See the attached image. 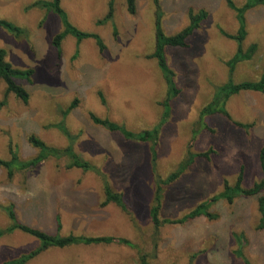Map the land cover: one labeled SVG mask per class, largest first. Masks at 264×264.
Instances as JSON below:
<instances>
[{
    "label": "rangeland",
    "instance_id": "1",
    "mask_svg": "<svg viewBox=\"0 0 264 264\" xmlns=\"http://www.w3.org/2000/svg\"><path fill=\"white\" fill-rule=\"evenodd\" d=\"M38 1L0 0V20L23 29L16 38L0 27V48L14 68L32 69V83L18 81L29 94L27 104L14 94L0 110V159L9 161L11 151L28 161L39 154L29 143L35 136L46 145L74 151L89 162L90 171L68 170L67 158H49L30 172L8 178L0 167V232L17 221L51 235L116 237L135 248L117 244L71 245L50 248L26 264H244L236 255L235 235H244L243 252L252 264H264V230H258V197H241L232 204L219 201L211 211L216 220L200 217L182 225L163 221L184 217L199 204L235 184L244 168L243 186L251 188L264 178L260 153L264 148V93L241 92L229 98L223 115L207 117L202 109L215 89L230 79L227 62L237 45L225 34L238 30L228 0H159L162 26L168 36L189 25V12L204 10L207 18L188 39L187 48H168L166 57L176 74L180 95L170 102L164 124L167 86L156 60L155 6L152 0H136L135 15L126 0H114L113 22L97 25L108 13L110 0H62L69 21L82 32L98 35L78 42L67 36L61 56L53 39L64 31L53 13L32 7ZM242 6L246 0H231ZM244 49L258 46L251 61L236 66L235 84L258 81L264 70V6L246 15ZM116 28V31L114 30ZM6 85L0 82V102ZM78 100L77 107L66 113ZM104 100V103H103ZM90 114L107 119L135 134L160 126L153 160L151 142L128 141L95 125ZM235 123L248 125L240 128ZM63 128L68 136L61 131ZM174 183L163 186L162 226L155 231L150 218L157 179L165 180L189 154H204ZM124 196L131 214L115 204L102 206V179ZM100 179V180H98ZM264 195V192L261 194ZM60 216L59 231L56 217ZM41 242L20 230L0 237V264L30 256Z\"/></svg>",
    "mask_w": 264,
    "mask_h": 264
},
{
    "label": "trees",
    "instance_id": "2",
    "mask_svg": "<svg viewBox=\"0 0 264 264\" xmlns=\"http://www.w3.org/2000/svg\"><path fill=\"white\" fill-rule=\"evenodd\" d=\"M155 6V32H156V45L154 53L151 55V58L156 60L159 70L163 76L164 82L167 86V96L163 101L162 105L165 108V115L163 116V123L165 124L170 116V102L180 95V90L177 87L176 82V74L173 69L169 66L167 57H166V49L168 48H187L188 47V39L198 30L201 26V23L207 18V13L204 10H200L197 13L193 11L189 12V25L181 30L179 33L168 36L163 29L162 26V18L163 12L161 9L159 0H152ZM62 0H52V1H38L34 3L32 7L39 8L42 10H46L47 12L53 13L58 16L63 25L64 31L53 39V46L57 49L59 56H61V45L63 40L67 36L74 37L78 42H82L83 40L94 39L99 47L100 51L103 52L106 47L102 41V39L95 34L85 33L77 29L73 24L69 21V18L62 8L61 5ZM229 8H231L236 14V20L238 22V30L236 34L229 35L225 34V36L231 40H233L236 45V53L235 55L227 62V67L229 69L230 79L227 83L215 89L214 96L209 104H207L201 111L200 119L201 123L204 120L213 115H223L228 119H231L230 114L226 109V104L229 98L233 95H237L241 92H259L264 93V70L261 78L255 82H242L239 84H235L232 80V75L236 69V66L242 62L251 61L255 54L257 53L258 46L256 44H252L247 49H244V41L247 38V21L246 15L248 12L252 11L257 7L264 6V0H246L242 6H236L231 0L227 1ZM127 11L131 15L136 14L137 5L136 0H126ZM108 13L104 19L97 22V25H106L109 22H113L114 18V0H110L108 4ZM0 27L5 29L11 35L16 38H20L25 35V31L14 24H11L7 21L0 20ZM116 31V28L114 27ZM7 53L4 49L0 48V82H4L6 85V93L5 98L0 102V110L6 106V98L9 94H14L17 98H19L23 103L27 104L29 101V94L25 88L20 86L17 82L22 80L28 83H32V76L34 71L32 69L21 70L14 68L10 63L6 61ZM104 103V100H103ZM78 100H75L66 110V113L71 112L77 107ZM90 118L92 122L100 126L110 132H118L120 133L126 140L131 141H141V142H151L153 145V160L156 161V146L158 143L160 126H156L153 131H144L138 134L128 131L126 128L113 123L107 119H101L94 114H90ZM240 128H248V125H242L239 123H235ZM61 131L64 135L68 136V133L61 128ZM29 143L36 149L39 150V154L28 161L21 160L16 153H11V159L9 161L0 159V167L4 168L7 171L8 178H13L16 172H30L38 168L44 161L49 158H67L70 161V167H75L79 169H90V165L88 162L83 160L75 151L74 147L69 146L65 149H56L46 145L42 140L35 136L29 137ZM210 152L204 154H192L190 153L188 158L183 161L177 168L175 172H173L169 177L165 180L157 179L156 183V194L154 199V204L150 210V218L152 224L154 226L155 231H158L162 226L161 221V210H162V199H163V189L165 186L171 185L175 181H177L185 171L193 164L194 160L198 157H209ZM260 165L264 174V148L260 153ZM244 180V168L241 169L235 184L230 185L229 183H225L223 192L217 196L212 197L208 201H205L199 204L195 209H193L190 213L185 215L184 217L176 220H166L163 221L166 224H175L182 225L188 221L205 217L208 220H216L218 218L217 214L212 213L211 208L218 203L219 201H226L229 204H232L235 199L241 197H258V210L260 213V220L258 224V230H264V195H261L264 192V178L255 183L251 188H245L243 186ZM164 186V187H163ZM104 195L105 202L102 206H106L108 204H115L121 210L127 214H131V211L126 204L124 196L120 192H116L111 188L110 184L105 180L104 185ZM8 215L12 220V226L5 232H0V237L4 234H8L14 230H20L24 233H27L35 238H37L41 242V247L35 252L31 253L30 256H26L21 258L19 261L11 262L8 264H26L30 259L40 255L42 252L50 249V248H66L71 245H110L117 244L122 246H128L130 248H135L133 244L129 240H125L122 238L116 237H87V236H76L70 234L68 236L51 235L41 230L31 228L24 224H20L17 221L16 214L12 208L8 209ZM60 218L57 217V226L60 231L62 228V223L60 222ZM236 244L238 249L236 251V255L244 261V264H252L244 255L243 248L246 242L244 235H235ZM142 264H147L145 256L141 257Z\"/></svg>",
    "mask_w": 264,
    "mask_h": 264
},
{
    "label": "crops",
    "instance_id": "3",
    "mask_svg": "<svg viewBox=\"0 0 264 264\" xmlns=\"http://www.w3.org/2000/svg\"><path fill=\"white\" fill-rule=\"evenodd\" d=\"M104 129V128H103ZM105 131H107L108 133H118V132H110V131H108V130H106V129H104ZM120 134V133H119ZM128 141H131V140H128ZM79 155V154H78ZM80 156V155H79ZM81 157V156H80ZM82 158V157H81ZM83 159V158H82ZM83 160H85V159H83ZM86 161V160H85ZM86 162H88V161H86ZM89 163V162H88ZM68 170H71V169H79V168H75V167H70V163H68V168H67ZM81 170H83L84 172H89L90 171V169H87V170H84V169H81ZM99 178H101L102 179V187H103V185H104V182H105V180H107V182L110 184V186H111V188H112V185H111V182H110V180H109V178H108V176L107 177H105V176H98ZM98 180H100V179H98ZM113 189V188H112ZM102 190H103V193H104V189L102 188ZM121 193V192H120ZM105 196V195H104ZM57 217H59L60 218V216H57ZM57 217H56V219H57ZM61 219V218H60Z\"/></svg>",
    "mask_w": 264,
    "mask_h": 264
}]
</instances>
